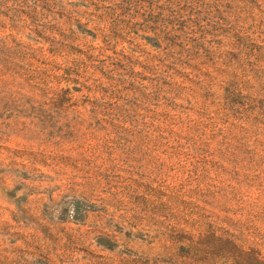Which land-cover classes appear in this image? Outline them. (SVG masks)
Listing matches in <instances>:
<instances>
[{"label":"rangeland","instance_id":"1","mask_svg":"<svg viewBox=\"0 0 264 264\" xmlns=\"http://www.w3.org/2000/svg\"><path fill=\"white\" fill-rule=\"evenodd\" d=\"M0 264H264V0H0Z\"/></svg>","mask_w":264,"mask_h":264}]
</instances>
